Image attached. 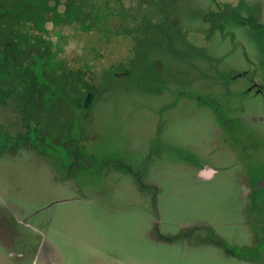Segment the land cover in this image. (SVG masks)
I'll return each instance as SVG.
<instances>
[{
  "label": "rangeland",
  "instance_id": "374dc122",
  "mask_svg": "<svg viewBox=\"0 0 264 264\" xmlns=\"http://www.w3.org/2000/svg\"><path fill=\"white\" fill-rule=\"evenodd\" d=\"M57 1L0 0V264H264V0Z\"/></svg>",
  "mask_w": 264,
  "mask_h": 264
},
{
  "label": "flooded vegetation",
  "instance_id": "af4514ba",
  "mask_svg": "<svg viewBox=\"0 0 264 264\" xmlns=\"http://www.w3.org/2000/svg\"><path fill=\"white\" fill-rule=\"evenodd\" d=\"M199 176L205 179L213 178L215 176V171L212 169H202L199 172ZM217 245H222V243H216ZM234 255V254H233Z\"/></svg>",
  "mask_w": 264,
  "mask_h": 264
},
{
  "label": "trees",
  "instance_id": "16d2710c",
  "mask_svg": "<svg viewBox=\"0 0 264 264\" xmlns=\"http://www.w3.org/2000/svg\"><path fill=\"white\" fill-rule=\"evenodd\" d=\"M57 1V0H56ZM92 1V0H91ZM93 2V1H92ZM57 4H59V1H57ZM77 17H78V15H77ZM0 90H2V89H0Z\"/></svg>",
  "mask_w": 264,
  "mask_h": 264
}]
</instances>
